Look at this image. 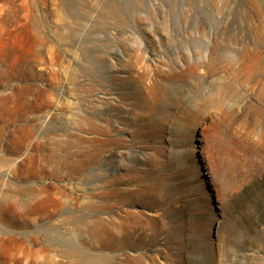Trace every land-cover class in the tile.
I'll return each instance as SVG.
<instances>
[{"label":"rangeland","instance_id":"rangeland-1","mask_svg":"<svg viewBox=\"0 0 264 264\" xmlns=\"http://www.w3.org/2000/svg\"><path fill=\"white\" fill-rule=\"evenodd\" d=\"M0 264H264V0H0Z\"/></svg>","mask_w":264,"mask_h":264}]
</instances>
